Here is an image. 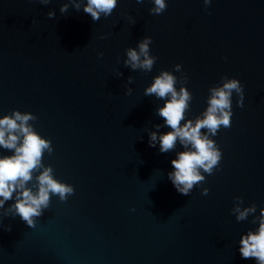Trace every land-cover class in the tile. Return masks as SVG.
<instances>
[{
	"label": "water",
	"instance_id": "obj_1",
	"mask_svg": "<svg viewBox=\"0 0 264 264\" xmlns=\"http://www.w3.org/2000/svg\"><path fill=\"white\" fill-rule=\"evenodd\" d=\"M66 2L0 0V118L12 110L37 116L30 123L54 149L43 163L75 189L65 202L52 196L34 228L0 218V264H256L241 258L239 240L258 224L251 216L237 222L231 209L237 196L242 207L255 203L257 215L264 208V0H211L207 11L203 0H165L158 16L149 14L152 0H118L96 22L71 4L61 14ZM145 36L157 57L152 71L124 67L125 49ZM176 64L193 95L186 119L206 109L222 76L245 92L242 108L233 94L231 127L211 137L220 170L202 173L206 182L189 196L167 177L182 146L160 153L148 143L164 124L156 115L164 101L144 90Z\"/></svg>",
	"mask_w": 264,
	"mask_h": 264
},
{
	"label": "clouds",
	"instance_id": "obj_2",
	"mask_svg": "<svg viewBox=\"0 0 264 264\" xmlns=\"http://www.w3.org/2000/svg\"><path fill=\"white\" fill-rule=\"evenodd\" d=\"M50 2L51 0H39L41 5H48ZM143 2L144 0H136L138 4ZM152 3L150 15H161L167 9L165 0H152ZM210 3L211 0H203L206 11ZM70 4L77 12L82 8L96 22L101 16H111L118 0H86V3L84 0H68L60 7V13L66 14ZM46 15L52 19L56 13L48 11ZM100 39L105 37L102 35ZM151 44L152 37L145 36L135 48L125 49L127 58L123 61L124 67L133 71L151 72L157 60L156 56L150 54ZM103 56V52L98 53L99 58ZM174 72L181 75L177 77ZM122 75L120 72L119 76ZM132 83L134 78L129 76L127 85ZM187 83L188 77L184 74L182 65L176 64L173 71L161 70L144 90V96H154L164 101L163 106L156 109V115L163 119L164 124L154 125L156 131L148 133L149 146L156 147L158 144L160 153L173 152L178 143L182 146L183 151H177L176 158L171 161L173 171L168 172L167 177L176 191L185 196H189L195 186L206 182L202 173L210 176L214 171L220 170L222 152L211 137H215L221 127H231L233 94L237 97V107L244 106L245 97L244 85L239 79L222 76L220 83L208 89L206 109L194 119H186L193 100L192 93L185 86ZM177 84L180 85L179 89ZM131 93L132 88L127 87L126 94ZM36 120L37 116L31 112L19 110H12L0 118V148L12 153L0 155V218L15 219L18 216L30 228L36 226L37 218L49 208L52 196L65 202L75 192L71 184L55 177L51 165L43 163L44 154L51 155L54 149L51 140L42 137L30 123ZM161 127L170 128L171 131L161 134ZM208 193V188H202L201 195L206 196ZM13 200L14 203L5 207L8 201ZM233 204L231 214L237 222L245 221L251 216V223L258 224L255 230L241 235V258L254 259L256 264H264V208H260L257 215V205L253 203L242 207L244 199L241 196L234 197ZM4 230L11 231V224L5 226Z\"/></svg>",
	"mask_w": 264,
	"mask_h": 264
}]
</instances>
